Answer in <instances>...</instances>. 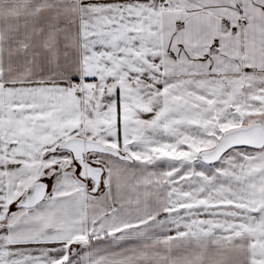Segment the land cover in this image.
<instances>
[{
    "label": "snow or ice",
    "instance_id": "snow-or-ice-1",
    "mask_svg": "<svg viewBox=\"0 0 264 264\" xmlns=\"http://www.w3.org/2000/svg\"><path fill=\"white\" fill-rule=\"evenodd\" d=\"M0 264H264V0H0Z\"/></svg>",
    "mask_w": 264,
    "mask_h": 264
}]
</instances>
